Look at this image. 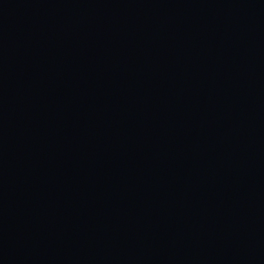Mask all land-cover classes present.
<instances>
[{
    "label": "water",
    "instance_id": "water-1",
    "mask_svg": "<svg viewBox=\"0 0 264 264\" xmlns=\"http://www.w3.org/2000/svg\"><path fill=\"white\" fill-rule=\"evenodd\" d=\"M0 264H264V0H0Z\"/></svg>",
    "mask_w": 264,
    "mask_h": 264
}]
</instances>
